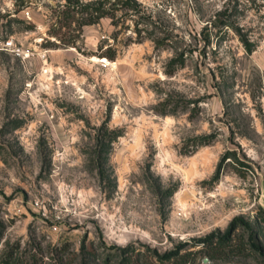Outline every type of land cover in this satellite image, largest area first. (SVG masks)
I'll return each mask as SVG.
<instances>
[{"label": "rangeland", "instance_id": "374dc122", "mask_svg": "<svg viewBox=\"0 0 264 264\" xmlns=\"http://www.w3.org/2000/svg\"><path fill=\"white\" fill-rule=\"evenodd\" d=\"M64 2L0 0V264H264V0Z\"/></svg>", "mask_w": 264, "mask_h": 264}, {"label": "trees", "instance_id": "16d2710c", "mask_svg": "<svg viewBox=\"0 0 264 264\" xmlns=\"http://www.w3.org/2000/svg\"><path fill=\"white\" fill-rule=\"evenodd\" d=\"M119 1H121L125 6L131 5V3H129V0H113L110 7L104 6V0H89L86 2L82 0H65L64 10L66 11L67 14H70V16H74V12L86 13V17H84L81 22L91 23L98 21V19L101 16L106 15L109 12L113 13L119 4L118 3ZM246 45H247V50L252 49L249 43H246ZM180 64H182V59L180 61ZM173 68L174 67H172V69ZM198 138H200V140L197 143L196 147L199 144L208 142L207 139L201 140L202 139L201 137ZM242 224L247 228V230H249L250 245L255 248L259 247V245L255 241L256 234L251 226V223L247 220H244L242 216L237 215L234 216V218L231 221L230 227L225 232L221 233L217 231H211L204 236L198 237L195 241L198 244H200L199 249H185L184 251H181L184 244H186L184 242H181L162 254H159L158 252L156 254L159 259L170 261V264H184L190 258H192L193 255L198 251H202L210 258L227 256L232 254L233 252H241L242 249L245 248L244 245L245 243L241 242V245L238 243H234L232 235L234 229L238 225H242ZM0 235H1V231H0ZM124 260L126 264H129L128 257H126ZM1 261L3 264H11L9 254L4 255V257L1 258Z\"/></svg>", "mask_w": 264, "mask_h": 264}, {"label": "built area", "instance_id": "2783aa9c", "mask_svg": "<svg viewBox=\"0 0 264 264\" xmlns=\"http://www.w3.org/2000/svg\"><path fill=\"white\" fill-rule=\"evenodd\" d=\"M28 10L25 11L26 14H28ZM3 47H11L13 46V42L11 39H6L5 41L1 42Z\"/></svg>", "mask_w": 264, "mask_h": 264}, {"label": "water", "instance_id": "95a60500", "mask_svg": "<svg viewBox=\"0 0 264 264\" xmlns=\"http://www.w3.org/2000/svg\"><path fill=\"white\" fill-rule=\"evenodd\" d=\"M206 260V258H204Z\"/></svg>", "mask_w": 264, "mask_h": 264}, {"label": "crops", "instance_id": "0c3cea01", "mask_svg": "<svg viewBox=\"0 0 264 264\" xmlns=\"http://www.w3.org/2000/svg\"><path fill=\"white\" fill-rule=\"evenodd\" d=\"M226 264H228V263H226Z\"/></svg>", "mask_w": 264, "mask_h": 264}]
</instances>
